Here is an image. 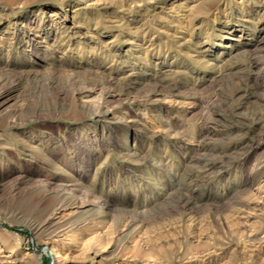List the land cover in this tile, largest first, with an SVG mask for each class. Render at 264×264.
Wrapping results in <instances>:
<instances>
[{
    "label": "rangeland",
    "instance_id": "374dc122",
    "mask_svg": "<svg viewBox=\"0 0 264 264\" xmlns=\"http://www.w3.org/2000/svg\"><path fill=\"white\" fill-rule=\"evenodd\" d=\"M0 250L264 264V0H0Z\"/></svg>",
    "mask_w": 264,
    "mask_h": 264
},
{
    "label": "bare ground",
    "instance_id": "6f19581e",
    "mask_svg": "<svg viewBox=\"0 0 264 264\" xmlns=\"http://www.w3.org/2000/svg\"><path fill=\"white\" fill-rule=\"evenodd\" d=\"M71 181H72L71 183H60L57 186H59L58 188L66 190V191L70 190V192L79 189L78 182H76L75 180H71ZM67 202H69V201H67ZM63 206L66 207L65 205H63ZM62 211H63L62 207L57 208L55 210V212L52 213V215L47 218V220L44 224V227L47 229H53L52 231H54L55 233H60V232L62 233L63 228L61 227V225H59V222H58L59 216H60ZM0 252H1V250H0ZM9 263H11L10 258L8 256H3L0 254V264H9Z\"/></svg>",
    "mask_w": 264,
    "mask_h": 264
}]
</instances>
